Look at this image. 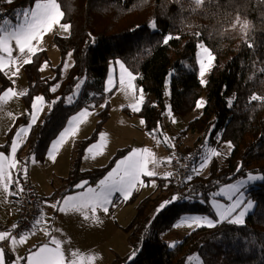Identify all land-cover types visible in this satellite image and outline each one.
Here are the masks:
<instances>
[{
  "label": "trees",
  "instance_id": "trees-1",
  "mask_svg": "<svg viewBox=\"0 0 264 264\" xmlns=\"http://www.w3.org/2000/svg\"><path fill=\"white\" fill-rule=\"evenodd\" d=\"M58 2L64 12L62 23L71 28L66 38H54L60 62L51 67L53 75L41 77L40 74L42 63L51 65L46 51L38 52L32 63L22 67L27 83L23 95L26 108H30L35 95L45 96L48 108L18 150L21 171L30 156L38 159L44 156L50 142L73 114L89 105L96 108L104 104L106 107L95 115L94 131L88 139L78 143L69 179L55 198L75 191L74 185L81 181L96 184L118 154H122L118 152L104 167L80 170L85 147L96 139L108 120V99L112 91H105L104 83L110 61H122L137 77L139 89L154 97V103L146 100L142 111L137 113L151 130L161 123L167 107L163 90L168 77L171 113L184 117L195 108L202 94L196 58V45L201 42L212 51L215 61L204 91L206 106L184 132L193 129L206 137L220 130L218 143L230 142L233 148L222 160H211L206 176L195 174L191 181H186L182 196L191 199H180L158 215L156 209L163 198L153 203L148 198L143 199L131 222L123 228L128 234L131 252L121 258L116 255L111 264H180L195 245H199L196 255L201 258V264H264V181L247 191L255 207L247 214L244 226L223 222L213 228L200 227L172 247L162 237L183 214L211 216V209L199 201L209 199L220 186L247 174L264 175V104L249 103L253 94L264 97V0H203L200 8L196 7L197 0ZM31 3L32 0H12L6 5L13 15ZM237 16L252 21L253 27L247 32H241L238 24L233 28ZM152 21H155V30L149 26ZM169 34L179 39L164 45L163 37ZM249 43L253 49L248 47ZM68 51L73 63L60 81V67ZM0 82L2 88L10 85L1 73ZM57 83L60 86L51 93L50 88ZM77 84L80 85L78 96L69 106L66 97L76 91ZM231 96L233 102L229 107L227 99ZM59 97L65 99L54 107L49 106ZM27 120L26 114L15 120L3 148L10 143L11 132ZM184 151L190 150L184 148ZM238 165H242L239 171ZM161 183L163 180L159 179ZM167 188L166 200H169L174 189L171 183ZM133 251L137 254L130 259ZM10 256L7 255L9 264Z\"/></svg>",
  "mask_w": 264,
  "mask_h": 264
},
{
  "label": "snow or ice",
  "instance_id": "snow-or-ice-1",
  "mask_svg": "<svg viewBox=\"0 0 264 264\" xmlns=\"http://www.w3.org/2000/svg\"><path fill=\"white\" fill-rule=\"evenodd\" d=\"M12 2V0H8ZM64 18V12L58 0H32V3L17 12L16 21L13 23L11 20L4 18L0 20V72L7 75L6 69L13 64H16L17 59H21L23 65H28L33 62V57H36L39 51L43 49L39 48V42L43 40L44 35L53 31L54 27H59L64 32H69L71 25L62 23ZM154 30L156 28L155 21H152L149 25ZM173 39H179L178 36L171 34L163 37V44L168 45L169 41ZM15 44V49L12 44ZM35 42V43H34ZM250 49H253L251 43L248 44ZM199 55L197 56L198 64V75L201 86L206 87L207 81L205 76L210 72L214 65L215 56L212 51L206 47L203 43L197 44ZM14 50H18V57H13ZM71 53H69V58ZM115 65L118 66L119 75L118 82L121 90L125 94L132 95L134 101H136L135 91L136 85L135 80L137 77L133 72L129 71L125 64L120 60L115 61ZM47 67V62L42 66ZM68 65L65 64L64 68L67 69ZM264 70V69H262ZM20 71L19 66L16 67L13 75H18ZM78 79V78H74ZM116 68H113L112 73L107 78L105 91L111 92L116 87ZM59 83L50 88L51 93H55L59 87ZM76 91L72 95L66 97V103L71 106L78 96V90L80 85L74 86ZM141 95L138 101L133 102L129 105L130 109L134 113L142 111L143 105V90H140ZM18 93L13 90L12 87L2 88L0 87V101H7L9 97H16ZM23 95V94H21ZM65 98L59 97L57 100L52 101L49 106H53L64 100ZM231 100L228 101L229 107L232 105ZM261 102L264 104V97L258 94L250 96L249 103ZM48 104L45 96L35 95L32 97L30 110L28 111L29 122L26 125H21L18 131L15 133V138L10 144V156L5 155L4 152L0 151V186L3 187L5 192H9L10 186L13 182L19 185L20 181L12 180L10 170L17 167L18 161L16 159L17 152L22 146L21 141L26 137L30 136L31 129L39 122L40 115L43 112L45 105ZM101 107L106 105L101 104ZM206 106L204 100H199L196 103V108L200 109ZM94 107V105H93ZM169 116L172 115L171 110L167 109ZM91 115L89 109L83 108L78 111L77 114H73L70 119L66 120V126L59 131L57 138L51 143L50 147L46 152L47 158L51 161H55L56 154L61 149L69 138L76 135L80 125ZM142 124H146V121L141 120ZM105 137L103 134L99 137V142L94 143L86 149V156L90 155L95 158L96 155L101 154V150L104 147ZM228 148L232 149L233 145L229 142ZM222 155L221 152L217 151L216 148H210L206 155L198 157L197 164L192 168L193 174L203 171L208 166L212 158ZM35 162V160H33ZM158 162L154 159L153 153L147 148L133 149L123 158L119 159L115 166L101 178L95 186L88 185V181L84 180L76 185L74 188L84 189V191L78 192V194H68L61 201H57L55 204L50 205L59 212L68 213L70 211L79 212L82 214L85 220L90 217L88 210H91L93 221L98 220L97 210H102L105 214L109 212V207L114 206L113 200L116 198L118 201H127L137 186H145L142 177H156L157 173L154 169H150L149 165H155ZM242 165H238V171ZM25 176L27 174V168L25 167ZM171 175V174H169ZM167 178V177H165ZM193 175L190 174L186 177L187 181H191ZM264 181V175L247 174L246 180L241 179L237 183H231L226 187L221 188L212 197L211 207L214 210L216 219L203 214H183L179 218V222L175 226L186 225L189 228L199 229L200 227L213 228L218 226L219 223L227 222L236 226H244L246 224L247 214L255 207L254 201L244 191L246 186L252 182ZM153 186L155 184L153 183ZM23 191L22 188L18 189ZM189 191H192L191 189ZM117 194L118 197H117ZM224 196L228 203L217 202L215 197ZM180 199H191V197L180 196L179 194L173 195L169 200L162 202L156 209V214L164 211L170 205L176 203ZM200 203H206L203 199ZM59 206V207H58ZM44 222V218L41 216L35 220V224L31 230H23V234L16 236L13 235L15 229L19 227V224H14L11 231H0V243L7 241L15 257L13 264H21L24 260L26 264H93L95 257H85L78 251H73L71 256L74 259L67 260L65 253L62 250L61 241L55 237L51 238L49 243L43 244L37 249L30 251V254L26 257H19L16 254V248L19 245H23L29 239L30 234L34 231L35 227L41 225ZM46 234L47 229H45ZM50 245H54L51 247ZM136 252L133 251L130 259H134ZM0 264H9L4 248L0 247Z\"/></svg>",
  "mask_w": 264,
  "mask_h": 264
},
{
  "label": "rangeland",
  "instance_id": "rangeland-1",
  "mask_svg": "<svg viewBox=\"0 0 264 264\" xmlns=\"http://www.w3.org/2000/svg\"><path fill=\"white\" fill-rule=\"evenodd\" d=\"M3 1L8 4V0H3ZM24 8H26V7H24ZM19 11L20 10L16 11L13 14L14 15V17L12 18L13 23H15L16 14ZM68 35H69V32H64L59 27H54L53 31L44 35L43 40L41 42H39V45H38L39 48L43 49L42 51H46L47 58L51 63V65H49L47 63V67L43 68V70L40 69V73H41L42 77H51L53 75L51 67L57 65L60 62V53L54 44V38L59 37V38L64 39ZM199 43H201V42H199ZM12 47L15 49L14 42L12 44ZM69 53H71V52L68 51L67 54L63 57V62H62V65L60 67V75H59L60 81L66 77V74L68 73V70L73 63L72 54L69 58ZM18 55H19L18 50H14L13 57L17 58ZM198 55H199V52H198L197 45H196V58ZM117 60H119V59H117ZM115 61L116 60L110 61L107 76H106L105 83H104V88H105L108 76L112 73L113 68H116V78H117L116 87H114L112 89V92H111L110 97L108 99V120L103 125L102 129L97 133L96 139L85 147L83 154H82V157H81V161H80V170L81 171H88V170H92L94 168L104 167L105 165H107L109 163V161L118 152H122V154H118V156L114 160V163L107 170V172H108L115 166V163L119 159L123 158L125 155H127L129 152H131L133 149L147 148V149H149V151H151L153 153L154 159L158 162L155 165H149L150 169H154L156 171L157 175H156V177H151V178L150 177H142V180H144V182H145V186H143V188L147 192H145V194L137 197V195H136L137 193H135V192H137L141 188L138 185L137 189L134 190L132 195H131V197H134V198L132 199V201H130L128 203H130V204L134 203V200H136L135 197H137V199H142L146 195H150L149 197H146L149 199L150 203L157 202L158 200L161 201L162 198H163L162 201L164 202L166 200V196H167V193L169 191V188H167V186L170 183L169 179H168V175L167 176L165 175L167 178L163 177V179H160V180H163V183H161L162 185L158 184L159 179L157 180L156 178L162 176L163 166L165 165L166 160H168L169 142L167 140V137H165V136L168 135V136L174 137L177 140L180 147L183 149L187 148V150H191V149L199 146L200 142L203 140L201 138V136L198 135L197 133H195V131L191 132L193 134H188L189 131H187V133L184 131H185L187 125L189 124V122L191 120L197 118L200 115V112L202 111L203 107L200 109H196V110L191 111L190 113L186 114L184 117L176 116V120L172 121L174 123L173 125L171 124L172 122H170V121H171V117H174V116H173V114L171 116H168L169 114L167 111L166 113L162 114L161 123L159 125H157L156 128H152L151 130H148L146 128V124L141 123V120H144V119L142 117H140L139 115H137V113L132 112L130 107H129L130 104L139 100L140 95H141L140 89H138L136 87V91H135L136 101L133 100L132 95L125 94V92L120 89L119 82H118L119 69H118V66L115 65ZM44 64L41 65V68ZM65 64L68 65L67 69L64 68ZM17 66H19L20 71H19L18 75H13V73H15ZM22 67H23V64H22L21 59H17L16 64L10 65L6 69L7 75L3 72H0L2 75H4L5 79H7L10 82V85H8L6 88L12 87L13 90L18 93V95L16 97H9L7 101H0V145L5 144L6 139H7L6 134L8 131L11 130V127H12L11 125H13L12 123H14L15 118H17L18 116H22V115L26 114L27 119H28V111L30 110V108L27 109L25 106V103L23 101V95L26 93V90H27V83H26V78H25V75L23 73ZM207 75H208V73L205 76L206 80H207ZM0 84H1V82H0ZM205 90H206V87L202 86V94L200 96V100H204V96H205L204 91ZM21 94H23V95H21ZM145 95L146 94L143 93V98L145 97ZM163 99L165 101V105L168 108L169 107V77L167 78L165 85H164ZM145 101L146 100H144V102ZM47 108L48 107L46 104L44 109H43L42 114L40 115L39 122L41 121L45 112H47ZM87 108L91 112V115H89L86 118V120L80 125L79 130L76 133V135L69 138V140L64 145L61 146V149L56 154V159L54 162L49 160L47 158L46 153H45L44 157H46L47 159L44 161L43 166H47V167L43 168V166L41 167V164H40L43 157L39 158V159L35 158L34 156L29 157V164L31 165V170L34 171L35 174L39 173V170H38L39 167H41L40 172L41 171H48L51 169L57 170L60 167L62 169H64L65 159L72 157V163L70 164V171H69V174H70L72 166H73V159L75 157V150L78 146V143H81L82 141L88 139L90 137V135L92 134V132L94 131L95 123L97 122V118L95 115L99 110H101L102 107L98 106L95 108V106L93 107V105H89ZM77 113H75V114H77ZM164 116H165V118L163 120ZM28 122H29V119L27 120V123ZM26 124H24V125H26ZM163 125H164V128H163ZM17 131H18V129H15L11 132V136L13 135L12 136L13 139L15 138V133ZM101 134H103L105 137L104 147L101 150V154L96 155L95 158H92L90 155L88 156V158H85V156L87 155L86 149L89 146L93 145L94 143L99 142V137ZM55 138H57V136ZM207 138H208V136H207ZM207 138H205V141H207L208 145L206 146V144L204 143L205 149H204V151L202 150L201 156L206 155L208 153L209 149L214 147V148H216L217 151L222 153V155H220L218 157H214V159L219 161V157H220V160H222L231 151V149H229L227 146L229 142L222 143L218 147V145L216 143H213L212 140H209ZM11 141L8 144V146L11 144ZM49 147H50V144H49L47 150L49 149ZM21 156H23V152H21ZM33 160H35V162H33ZM197 162H196V164H197ZM210 163H211V161L209 162V164ZM209 164H208V166H209ZM208 166L205 167L203 169V171H201L199 173H195V174L199 175V176H206V174L208 172ZM69 174L67 175L68 177L62 182L63 183L62 186L57 191H55L56 193L61 191L63 188H65L66 182L69 179ZM195 174L192 173V175H195ZM257 175H259V174H257ZM241 179L246 180V177L241 178ZM241 179H239V180H241ZM239 180H236L232 183H237ZM153 183L155 184V186H153ZM256 183H258V182L250 183V185L246 186L244 191L247 193L248 189L250 187L255 186ZM229 184H231V183L220 186L216 191H214L213 193L210 194L209 199L204 200V201H206V203H204V204L207 205L212 211V215L209 217L216 219L214 210L210 206L212 203V197L221 188L226 187ZM95 185L93 184L90 186H95ZM79 191H84V189H79L78 192ZM9 193L11 194L10 190H9V192H5L3 190V187H0V195H1V197L3 196V199L6 197L9 200V196H8ZM40 194H41V192H40ZM118 195L119 194H117V197H118ZM215 199L217 202H223L225 204L228 203L226 197H224V196H217V197H215ZM50 201H52V202L48 206L45 205L42 207V215L41 216L44 218V222L41 225L36 226L34 231L32 232V234H30L29 237H31L33 235H35V237H36V235H37V237L40 238V240L46 239L47 235L44 234L43 232L45 231V229L48 228L47 226H48L49 222L53 221V219L55 217L53 215V213L55 212V214H56V212H59L57 209H54L53 207L50 206L52 204H55L57 202V199L54 198V200H50ZM122 202L123 201H121V200L118 201L116 198H114V200H113L114 206H111L112 209H114L116 207L115 205L121 204ZM121 206H125V205H120V207H118L116 210L117 213L120 209H123L122 211H124L126 209L125 207L121 208ZM88 211H89L88 215L90 218L88 220H86V223H85L84 229H83V231L86 233V237L84 238V240H87V246H88V250H89L87 257H95L94 264H111L116 255L119 258L127 256L128 253L131 252V248H130V245L128 242V234L125 233L123 231V228H122V231L126 234L127 239L125 240L122 236H121L122 238H118L117 236H115V234H113L111 232V228L109 226L110 222L117 221V222L123 223V220L121 219V217L115 216V219H114V217L111 216V214H109V212L107 214H105L102 210L98 209L97 210V216H98V219L100 222V225H99L91 219L92 213L90 210H88ZM135 211H136V208H135ZM252 211H253V209L251 211H249V213H251ZM69 214H70L69 212L68 213L59 212L60 216H58L57 224H61L66 219L71 218V216ZM122 218L124 219V217H122ZM178 222H179V219L177 221H175L171 225V227L168 229V231L162 236L164 238V240L167 241V243L170 247L174 246L177 243H180L182 241V239L184 238V236H186L187 234H189L190 232H192L196 229V228H189L186 225L175 226L178 224ZM52 225H55V224L53 223ZM52 225L50 227V230L52 232H54V234H55V233H57L58 230H56L57 228H52ZM96 227L101 229L98 234H96L94 232ZM198 246L199 245H195L194 248L192 250H190L189 253L183 257L180 264H201V258L196 255V250H197ZM111 249H113L117 252V254H114L113 257H111L109 255ZM130 257L131 256H129V258Z\"/></svg>",
  "mask_w": 264,
  "mask_h": 264
},
{
  "label": "crops",
  "instance_id": "crops-1",
  "mask_svg": "<svg viewBox=\"0 0 264 264\" xmlns=\"http://www.w3.org/2000/svg\"><path fill=\"white\" fill-rule=\"evenodd\" d=\"M13 17H14V15H11L9 20L12 21ZM42 64H44V63H42ZM41 65H40V69H41ZM209 73L210 72H208V75H209ZM208 75H207V78H208ZM134 83H135L136 87L139 89V86L137 84V79L135 80ZM144 98H143L144 100H149L152 103H154V97L151 94H146ZM199 100H200V98H199ZM229 100L233 101V97L232 96L228 97L227 102ZM204 101L206 102V97L205 96H204ZM167 109L168 108L166 107L164 113L167 112ZM196 109L197 108L195 106V108L193 110H196ZM173 116L174 117H171V121L170 122L176 120V116L175 115H173ZM17 118H15V120ZM164 118H165V116L163 117V120H164ZM15 120H14V122H15ZM12 124H14V123H12ZM171 124L173 125L174 123L172 122ZM163 128H164V125H163ZM193 131H195V130L191 129L188 132V134H193V133H191ZM195 133H197V132L195 131ZM210 133L207 135L208 138H207V136L204 137L202 133H197L203 139L200 142V145L202 146L203 151L205 149L204 145L205 144H206V146L208 145L207 141H205V138H207L209 140H212V142L216 143L218 145V147L222 144V143H218L219 137H220V134H221L220 130L217 131L214 135L212 134V132H210ZM25 139L21 141V145L24 144ZM11 140H13V138ZM223 143H226V142H223ZM3 145L4 144L0 145V151L4 152L5 155H9L10 156V145L5 147V148H3ZM18 152H17V156H16V159L18 161L17 167L15 169L10 170L11 177H12L13 181H16L18 179V175H19V173L21 171V161L19 160L20 156H19ZM46 159L47 158L43 156V159H42V161L40 163L41 167L43 166V163H44V161ZM213 159L214 158H212L211 160H213ZM219 161H220V157H219ZM71 163H72V157H70L68 159H65V161H64V169H62L60 167L57 170L51 169V170H48V171H41L40 172V168L41 167H39V169H38L39 173L35 174L34 171L31 170V165L29 164V160H28V163H27V166H26L27 175H28L30 181L32 182V184L34 185V187L36 188V190L38 191V193L40 195V199H41V206H40L41 207V215H42V207L45 206V205L48 206L52 202L50 200H54L55 195L63 191L64 188L61 191L57 192V193L55 192L62 186V184H63L62 182L68 177L67 175L69 174L70 164ZM44 167H47V166H43V168ZM162 173H163L162 176L157 177V179H163V177H166L168 175V179H169V182H170V175L169 174H171V164L169 162V159L166 160L165 165L163 166ZM14 183L15 182H13L11 184V186ZM158 184H159V180H158ZM11 186H10V189H11ZM0 187H2V186H0ZM39 191L41 192V194H40ZM145 192H147V191L144 190L143 187H141L135 193H137L136 195L138 197L140 195L145 194ZM9 194H8L9 200L6 197L3 199V196L1 197V195H0V231H10V228H11L13 220H14V214H15V211H16V204H15V201L12 198L11 194L10 195ZM68 194H78V190L76 189L75 191L68 192V193L62 195L59 199H57V198H55V199H57V201H61V203H62L63 198L66 195H68ZM149 196L150 195H146L142 199H137V197H135V199L137 200V201L134 200L135 204L134 203H132V204L128 203V202L132 201V199L134 198V197H130L127 201L121 200L123 202L121 204L115 205L116 207L114 209H112L111 206L109 207V214H111V216H113L114 219H115V216H120L121 219L123 220V223H120V222H117V221L109 223V226L111 228V232L113 234H115V236H117L118 238H122L123 237L125 240L127 239V236L122 231V228H124L126 225H128V223L131 222V220L133 219V216L135 214L136 206L143 199H145L146 197H149ZM161 203H162V201L159 203V205ZM120 205H125V206H121V208L125 207L126 209L124 211H122L123 209H120L118 211V213H117L116 210H117L118 207H120ZM69 213H70L69 215L71 216V218L66 219L61 224H57V219H58V216H60V215H59V212H56V214L54 212L53 215L55 217H54L53 221L49 222V224L47 226L48 227L47 228V232L49 231L48 233H50V235L46 234V232L44 231L43 233L47 235L45 240H40V238H38L37 235H36V237H35V235L29 237V239L27 240V242L25 244L19 245L16 248V254L19 257H26L27 255L30 254V251H33V250L37 249L38 247L42 246L43 244L49 243L50 239L55 237V238H57V239H59L61 241L62 250L64 251L65 257H66L67 260L74 259L71 256V253L73 251H78L81 255L87 257L89 250H88V246H87V240H84V238L86 237V233L83 231L84 225L86 223V220L83 218L82 214L79 213V212L70 211ZM41 215H40V217H41ZM122 217H124V219ZM95 222L100 225L99 219L96 220ZM53 223L55 225H52ZM50 224L52 225V228H57L56 229V230H58L57 233L54 234V232H52L50 230V227H51ZM100 230L101 229L96 227L94 232L96 234H98ZM50 246L54 247V245H50ZM5 253H6V258L7 259H8L7 255H11L10 256V260H11L10 264H12L14 259H15L12 250H10V252H7L5 250ZM114 254H117V252L115 250L111 249L109 255L111 257H113ZM21 264H26V262L24 260H22ZM93 264H94V262H93Z\"/></svg>",
  "mask_w": 264,
  "mask_h": 264
},
{
  "label": "built area",
  "instance_id": "built-area-1",
  "mask_svg": "<svg viewBox=\"0 0 264 264\" xmlns=\"http://www.w3.org/2000/svg\"><path fill=\"white\" fill-rule=\"evenodd\" d=\"M10 17L11 14L8 5H6L3 0H0V20L4 18L10 19ZM165 137H167L169 142L168 159L171 164L170 182L174 189L173 195L179 194L182 196L187 181L186 177L194 167L203 148L199 145L190 151H184V149L178 146L179 144L174 137L168 135ZM24 169L25 168H23L18 175L20 181L19 185L14 183L10 189L11 196L16 204L12 226L14 224H19V227L13 232V235L16 236L23 234V230H31L32 226L35 224V220L39 219L41 215L40 195L30 181L28 175L26 174L25 176ZM19 188H22L23 191H19ZM12 226L10 231L12 230ZM0 247L4 248L7 252L11 250L7 241L0 243Z\"/></svg>",
  "mask_w": 264,
  "mask_h": 264
},
{
  "label": "clouds",
  "instance_id": "clouds-1",
  "mask_svg": "<svg viewBox=\"0 0 264 264\" xmlns=\"http://www.w3.org/2000/svg\"><path fill=\"white\" fill-rule=\"evenodd\" d=\"M203 3V0H197L196 7L200 8ZM240 25V31L241 32H247L253 27L252 21L247 19L246 17L241 19L239 16H237L235 23L232 25L233 28L236 27V25Z\"/></svg>",
  "mask_w": 264,
  "mask_h": 264
},
{
  "label": "bare ground",
  "instance_id": "bare-ground-1",
  "mask_svg": "<svg viewBox=\"0 0 264 264\" xmlns=\"http://www.w3.org/2000/svg\"><path fill=\"white\" fill-rule=\"evenodd\" d=\"M171 183V182H170Z\"/></svg>",
  "mask_w": 264,
  "mask_h": 264
}]
</instances>
